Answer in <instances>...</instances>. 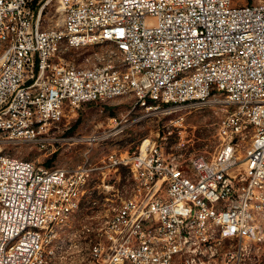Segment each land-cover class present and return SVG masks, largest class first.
<instances>
[{
    "label": "built area",
    "instance_id": "2783aa9c",
    "mask_svg": "<svg viewBox=\"0 0 264 264\" xmlns=\"http://www.w3.org/2000/svg\"><path fill=\"white\" fill-rule=\"evenodd\" d=\"M40 1L0 0V27L11 32L10 46L0 43V148L26 142L52 158L67 145L124 133L130 115L143 113L138 103H146L143 114L173 115L220 102L224 115L211 157L165 154L152 137L98 167L87 153L77 167L0 155V244L25 235L0 252V264H45L43 256L69 264L75 239L90 227L76 231L64 258L40 247L45 228L55 236L51 216L70 206L74 186L99 170L105 180L119 164H128L132 186L101 225L91 264H122V256L134 264L248 261L254 240L264 238V0H57L60 22L51 27L44 22L52 0ZM58 35H70L68 58L55 56ZM159 37H171L172 46L159 45ZM106 46H115L117 60L81 68L82 57ZM160 49H169L168 59L158 57ZM120 97L132 100L128 111L89 134L71 132L84 106ZM22 122L31 129L18 133ZM69 222L66 216L64 230ZM29 225H42L43 233L28 234Z\"/></svg>",
    "mask_w": 264,
    "mask_h": 264
},
{
    "label": "rangeland",
    "instance_id": "374dc122",
    "mask_svg": "<svg viewBox=\"0 0 264 264\" xmlns=\"http://www.w3.org/2000/svg\"><path fill=\"white\" fill-rule=\"evenodd\" d=\"M45 1L41 0L40 5ZM57 7V0H52L48 5L46 9L47 19L44 22L45 27L55 26L60 22V13L57 12ZM1 53L0 48V66ZM114 101V103L120 105L116 107L109 105L113 102L105 106L86 105L87 109L94 112L96 116L91 117L86 116V113H81L72 131H75L77 124L80 123L89 125L88 129L93 127V122L104 121L103 125L105 126L108 120H112V118H108L109 116L118 115L117 111L111 110L108 112L109 109L114 107L117 110V108L122 107L123 110L128 111L132 102L128 97H120ZM101 107L105 112H100ZM217 109H220V102H213V106L193 112L182 111L173 115H164L160 112L143 114L145 110L136 111L143 113H132L130 115L129 118L133 122L124 133L94 139L93 142H86L84 146L89 149L88 152L86 150L89 164L98 167L103 164L105 158L111 153L125 154L126 152H132L146 137L156 139L162 145L165 154H192L198 152L211 157L217 145L216 131L224 115L223 111ZM69 146L67 145L60 154L52 158L45 157L36 147L26 142L8 143L4 150L9 155L35 161L37 164L44 163L47 167H77L83 164L84 155L75 154V159L70 160V154L75 151V146L66 149ZM93 146H97L95 150L98 154H88ZM102 171H95L87 182L88 192L83 197L82 208L74 213L68 226L65 227V230L63 227L61 233L75 236L77 230L90 227L93 229L91 236H94L103 222L122 203L123 196L130 193L132 178L127 167L119 166L118 171L111 170L105 175V180H102ZM254 247L257 248L248 256L249 260L243 264H264V240L254 242ZM70 257L72 258V256Z\"/></svg>",
    "mask_w": 264,
    "mask_h": 264
},
{
    "label": "bare ground",
    "instance_id": "6f19581e",
    "mask_svg": "<svg viewBox=\"0 0 264 264\" xmlns=\"http://www.w3.org/2000/svg\"><path fill=\"white\" fill-rule=\"evenodd\" d=\"M11 32L9 28L0 27V43L3 46H10ZM67 42H70V35H58L57 49H55V56L59 58H68ZM159 45L163 47L172 46L171 37H159ZM158 57L160 59H168L169 49L158 50ZM117 60V53L115 52V46H106L101 48L98 52L90 53L81 59L82 69H100L101 67L108 66L111 62ZM217 60V53H210L208 55V62H215ZM228 62H236V55H228ZM170 81H177V74H170ZM125 89H133V79L124 80ZM262 89H264V82H262ZM146 110V103L136 104V111ZM37 123H44V116H37ZM31 129V122H22L18 124V133H25ZM146 142V139L143 140ZM0 155L12 156L5 152L4 148H0ZM119 166H125L128 168V164H119ZM87 183H79L69 191V199L71 204L69 207L59 208L54 215L51 216V226L45 228V236L40 239V247L45 250H52V255L55 258H64L65 251L68 248H72V240L76 236L70 234H63V219L67 216L70 218L74 213L78 212L82 208L83 194L88 192L86 188ZM262 205H264V194L262 195ZM92 228H89L85 235L75 239V255L72 258L69 256V264H91L94 258V239L99 237L98 229L94 236L92 234ZM65 232V231H64ZM42 225H29L28 234H42ZM70 233V232H69ZM264 240V238L262 239ZM261 240H254V242ZM25 242L24 234H13L9 236V240L0 244V252H9L15 248V243ZM154 246H161V239H154ZM71 260V262H70ZM43 263L52 264L51 256H43ZM122 264H134V258L132 256H122Z\"/></svg>",
    "mask_w": 264,
    "mask_h": 264
},
{
    "label": "crops",
    "instance_id": "0c3cea01",
    "mask_svg": "<svg viewBox=\"0 0 264 264\" xmlns=\"http://www.w3.org/2000/svg\"><path fill=\"white\" fill-rule=\"evenodd\" d=\"M109 105H114V107H116V103H112V104H109ZM114 107L112 109H109L108 112H110L111 110L117 111L118 113L120 111H123V108L122 107L117 108V110ZM81 113H86V116H91V117L96 116L95 113L92 112L91 110H88L86 106L83 107V110H81ZM108 118H112V117L109 116ZM103 122L104 121H100L98 123H94L93 122L94 125L90 129H88L89 125H84L83 123H80V124H77V128L75 129V131H71V132L74 133V134H75V132H77V133H83V134H89V133L95 131V129L98 128L99 126L103 125ZM74 126H76V125L74 124ZM74 146H75V151H73L72 154H70V156H71L70 160L71 159L72 160L75 159V154H79V156L86 154L87 148L84 145H75V144H73V145H70L69 147H67L66 149L72 148ZM96 147L97 146H93L92 150L88 154H98L96 152V150H95Z\"/></svg>",
    "mask_w": 264,
    "mask_h": 264
}]
</instances>
